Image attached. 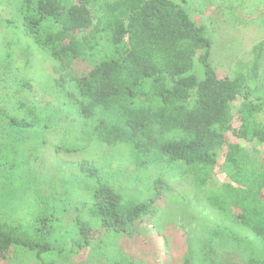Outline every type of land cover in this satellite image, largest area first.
<instances>
[{"label":"trees","instance_id":"obj_1","mask_svg":"<svg viewBox=\"0 0 264 264\" xmlns=\"http://www.w3.org/2000/svg\"><path fill=\"white\" fill-rule=\"evenodd\" d=\"M18 14L38 51L87 67L67 82L80 122L65 107L71 94H59L65 81H56L55 100L38 97L29 79L11 74L13 53L0 56V85H8L0 91V184L23 180L1 197L0 262L152 264L124 245L151 232L163 195L178 184L227 217L208 226L215 238L243 248L246 264H264V156L255 148L264 145V94H244L258 79L257 61L247 76H218L205 28L175 0H18ZM97 143L124 148L123 161L146 178L145 200L125 189L133 173L86 156ZM36 146L55 158L33 163ZM80 152L68 169L55 168L59 155ZM217 172L225 182H214ZM205 246L181 264H216Z\"/></svg>","mask_w":264,"mask_h":264},{"label":"rangeland","instance_id":"obj_2","mask_svg":"<svg viewBox=\"0 0 264 264\" xmlns=\"http://www.w3.org/2000/svg\"><path fill=\"white\" fill-rule=\"evenodd\" d=\"M175 1L185 2V9L192 20L205 28L211 43L209 61L217 75L231 78L239 74L247 76L251 64L257 61L258 79L255 82H247L248 86L245 87L244 94H252L253 97L264 94V50L258 55L259 47L262 45L261 47L264 48V0ZM6 51H10L14 55L11 74L29 79L34 85L32 94H37L38 97L47 94L53 98L51 93L57 91L55 84L58 83L56 81H65L63 91L58 92L61 96L71 94L68 99L65 98V107L72 112V114L69 113V117H78L79 121L83 122L80 114L77 113L79 107L76 102L77 94L71 92L67 82L69 77L73 76V70L81 71L86 69L87 65L79 61L66 67L38 51L21 29L18 0H0V56ZM10 79L14 88L13 83L17 78L12 79L10 76ZM4 86L8 85H0V91ZM239 105L240 101L236 104V109ZM257 121L264 125V108L257 114ZM82 126H77V131L83 130ZM54 135V133L53 135L49 134L48 140H54ZM30 139L33 140V136ZM255 148L264 156V145L256 144ZM124 153L125 150L122 146L97 143L93 145V151L86 153V156H89L94 162H100L101 168H117L119 166L127 173H133L131 181H125V189L136 201L145 200L144 194L148 190V185L143 181H146V178L137 175V172L123 161ZM59 156L63 161H60L58 164L61 165L57 164L55 168L68 169L71 164L83 159L85 154L80 152ZM28 158L32 159L33 163L35 159L44 163L45 160L50 161L55 157L52 156L50 147L36 146ZM44 178L43 175L39 179L35 178L33 182L35 185H39L45 182ZM151 180L149 179V181ZM6 181L0 184V204L2 203L1 197L15 194L14 189L23 186V180L21 182L15 179ZM215 181L220 184L225 182L226 178L224 174L217 172L214 177ZM13 183L18 184L10 186ZM197 195L196 192L178 184L171 185V188L163 195L164 200L159 203L160 210L153 220L154 225L151 227V232L134 245L132 243L124 245L127 253L131 256L137 254L140 259H148L152 264H181L182 256L190 248H195L197 243H205V251L211 254L216 264H246L247 252L243 248L240 249L232 243H223L222 240L215 238L217 235L214 236L208 229V226L227 224V217L218 210H212L204 205L202 199L198 197L200 195ZM29 197L30 195L27 194L25 198ZM238 229L239 234L242 235V229ZM32 258L27 257L14 264H36L31 260ZM0 264L11 263L0 262Z\"/></svg>","mask_w":264,"mask_h":264}]
</instances>
